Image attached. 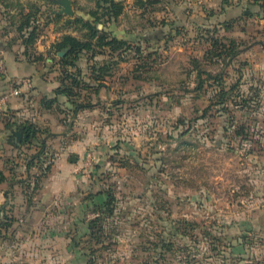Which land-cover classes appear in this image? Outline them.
Returning a JSON list of instances; mask_svg holds the SVG:
<instances>
[{
    "label": "rangeland",
    "instance_id": "1",
    "mask_svg": "<svg viewBox=\"0 0 264 264\" xmlns=\"http://www.w3.org/2000/svg\"><path fill=\"white\" fill-rule=\"evenodd\" d=\"M72 1L73 16L56 13L55 0H0V94L28 88L20 119L39 126L50 146L44 164L28 173L36 149L9 143L0 120V169L10 178L0 187V264H86L83 221L93 213L85 197L104 188L116 195L109 231L117 243L97 252L96 264H156L146 248L159 216L178 231L166 263L264 264V63L246 48L264 38L255 13L237 15L235 0H123L124 13L102 26L140 53L84 52L75 67L62 64L70 46L60 56L54 44L66 34L84 39L86 29L67 21L87 17L98 0ZM32 30L35 41L26 43ZM231 38L244 54L232 61L210 54L220 52L213 40ZM198 63L222 71L223 81L196 89ZM105 64L110 73L91 79ZM68 74L89 82L73 98L92 107L74 116L59 95L61 108L47 112L43 97L53 98ZM253 84L263 88L258 104ZM220 90L231 95L224 105ZM212 235L222 239L213 244Z\"/></svg>",
    "mask_w": 264,
    "mask_h": 264
},
{
    "label": "trees",
    "instance_id": "2",
    "mask_svg": "<svg viewBox=\"0 0 264 264\" xmlns=\"http://www.w3.org/2000/svg\"><path fill=\"white\" fill-rule=\"evenodd\" d=\"M138 3L141 5H146L148 2H153L152 0H137ZM125 5L123 0H98L96 9H93L87 13V17L84 15H77L73 20L69 19L67 24H79L82 28L86 29L85 31V38L81 39L77 36L72 34H66L62 40L54 44V47L59 53L62 49L70 46L69 53L62 58V64L64 65H72L77 67L76 64L79 56L82 53H91L92 56H96L101 52H106L107 49L112 51L110 53H115L116 51L120 50H128L133 49L134 46L129 44V42L124 38L117 35H113L111 31L105 28V24L111 22L113 20L117 21L119 17L124 13ZM60 15H58L59 17ZM30 19L23 23V26L20 28L23 31L25 27V23L29 24ZM104 25V26H102ZM229 28V27H228ZM37 33L35 30L31 31L30 37L26 39V43H33ZM212 47H216L220 49L218 54L215 52L210 53L212 55H216L218 58L226 59L225 54L229 56V60L232 61L236 59L241 53V46L239 45L238 41L235 38L229 39V44L223 43L221 41L213 40ZM138 53L141 51V47L138 46L134 48ZM214 55V56H215ZM71 57V58H70ZM226 63V65H228ZM99 69V70H98ZM95 69L94 76L91 79L94 81H99V79L107 74H109L110 66L108 67L106 64L104 66L98 67ZM197 69V80L198 86L196 89H203L205 86L206 80L214 79L218 82L223 81V72H217L215 74L211 73L209 70L202 68L201 65L196 64ZM80 72L81 69L78 68ZM101 71V72H100ZM99 72V73H97ZM78 74H81L78 73ZM71 74L64 76V79L61 80V84L54 88V97H43L42 99V106L46 110H52L56 106L60 109L61 108V101L59 95H64L67 97L68 101L71 102L72 107H69V112L76 116L82 110L92 107V103L89 102H81L79 100H75L76 92L75 88L79 86L81 83H85V85L89 84L86 80L81 79V75L78 76L77 74L69 80ZM203 75H206L204 77ZM80 79V80H79ZM101 82H99L98 87L100 88ZM238 83L234 84L230 88L231 90H235L238 87ZM98 90V89H97ZM229 92H221L220 90V100L219 104L224 105L227 100L231 98ZM260 95L255 92L252 96V102L254 104H258L260 102ZM248 103V105H247ZM250 100L243 99V104H246V107H250ZM253 103L251 104V108H254ZM244 106V105H243ZM258 110V106H256ZM249 109V110H250ZM253 110V109H252ZM256 111V110H255ZM207 110L204 112V114ZM203 116L201 117H205ZM24 136L21 145H30L29 147H34L36 152L31 156L30 160L26 164L27 172L29 173L33 167L42 166L44 164V154L48 150L47 139L42 135V131L39 126L34 123H24ZM241 133V132H239ZM15 145L18 146L17 142H14ZM124 167H127V162L122 164ZM50 170V165L47 166ZM10 181V178L6 175V173L0 169V185ZM24 184H26V180H21ZM27 186L29 184H26ZM87 201V206L93 213V216L89 219L83 221L84 225H86L87 231L83 233L82 239H85L84 242L87 244L86 246H82L80 249L82 255L86 257L87 262L86 264H96V254L97 252H101L103 250L111 249V246L114 243H117V239L112 238V234L110 235L109 226L114 224V218L116 215V195L111 188H104L102 190H98L96 192H92L89 196L85 197ZM159 219V227L154 234L155 240H152L153 247L146 248L153 249L155 252V256H153L154 262L156 264H170L166 263L170 256L175 252L176 248V235L178 234L177 225H173V223H167V218L165 217H158ZM5 223V222H4ZM196 225V222H194ZM180 229V228H179ZM209 235L208 232H203V236ZM199 236V235H198ZM202 236V237H203ZM199 238V237H198ZM212 242L213 244L216 243V240L222 239L217 235H212ZM197 240V239H196ZM88 257V258H87Z\"/></svg>",
    "mask_w": 264,
    "mask_h": 264
},
{
    "label": "crops",
    "instance_id": "3",
    "mask_svg": "<svg viewBox=\"0 0 264 264\" xmlns=\"http://www.w3.org/2000/svg\"><path fill=\"white\" fill-rule=\"evenodd\" d=\"M250 5L251 7L254 8V10H249L246 5ZM234 5V13H236L237 15L238 14H241V12H243L244 16L247 17L248 15L250 16V18L254 19V14L252 15L251 12H254L255 13V18L256 20L258 21V23H260L262 25V27L264 28V0H235V4H232ZM230 11V10H229ZM262 28V29H263ZM264 30V29H263ZM246 48H248V50H251V49H255V52L259 59L258 62H262L264 63V38H257L254 42L250 43ZM241 53L240 55L244 54L245 52V49L241 46ZM239 55V56H240ZM238 56V57H239ZM245 64H247V60H244ZM24 74V73H23ZM244 74V73H243ZM242 74V75H243ZM26 75V74H24ZM31 78L28 79L27 82H25V85L27 87V85H30L29 82H31ZM25 81V80H24ZM258 82L264 84V78H259ZM27 89L28 88H24V84L23 86L21 87V89ZM254 92H257L258 95L262 96V91H263V88H262V85H252V87ZM22 89V90H23ZM21 90V91H22ZM24 91V90H23ZM6 92V91H5ZM4 93V92H2ZM1 93V94H2ZM22 94V92L20 93V95ZM20 95H17V96H13L10 101H9V106H8V109L9 110H13V114L7 119V120H4L3 117H1L2 113L5 115L6 112H7V106L5 108L4 111H1L0 110V120L2 122V125L6 126L8 129H9V133L6 135V140L9 142V143H14V142H17L18 146H23L21 145L22 143V140H23V137L21 140L18 139L17 136L13 135L12 134V131L13 130H19V129H23V132L25 131V128L24 126H22V124L24 123H34L32 122L30 119L26 118V120H21L20 119V112H18V109L20 107V101H21V98H20ZM25 103V102H24ZM22 104V103H21ZM22 107V106H21ZM45 109V108H44ZM15 111V112H14ZM47 112H50V110H47ZM23 114V113H22ZM25 114V113H24ZM3 116V115H2ZM23 136H24V133H23ZM46 139H47V144H48V136H44ZM15 144V143H14ZM48 147L50 148V146L48 145ZM48 148V149H49ZM7 175V174H6ZM4 184V183H3ZM1 184L0 187L3 185ZM1 190V189H0ZM6 194V192L4 193Z\"/></svg>",
    "mask_w": 264,
    "mask_h": 264
},
{
    "label": "water",
    "instance_id": "4",
    "mask_svg": "<svg viewBox=\"0 0 264 264\" xmlns=\"http://www.w3.org/2000/svg\"><path fill=\"white\" fill-rule=\"evenodd\" d=\"M61 8L59 10H56L55 12L58 14H67L73 16L75 14V10L73 8V1L72 0H55ZM68 48L63 49L59 52L60 56H64L67 52ZM23 129L19 130H13L12 134L17 136L19 140L23 137ZM72 160H76L75 158H72Z\"/></svg>",
    "mask_w": 264,
    "mask_h": 264
},
{
    "label": "built area",
    "instance_id": "5",
    "mask_svg": "<svg viewBox=\"0 0 264 264\" xmlns=\"http://www.w3.org/2000/svg\"><path fill=\"white\" fill-rule=\"evenodd\" d=\"M21 93V89L20 88H15L12 91H8V92H4L2 94H0V110L4 111L6 106L8 105L10 99L13 96H17L20 95Z\"/></svg>",
    "mask_w": 264,
    "mask_h": 264
}]
</instances>
